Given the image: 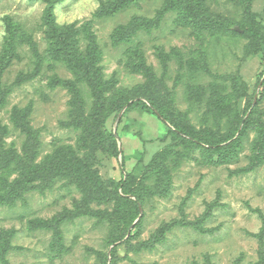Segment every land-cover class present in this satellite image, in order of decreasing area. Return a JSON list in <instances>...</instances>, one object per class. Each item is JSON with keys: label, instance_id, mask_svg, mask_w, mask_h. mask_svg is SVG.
Instances as JSON below:
<instances>
[{"label": "rangeland", "instance_id": "rangeland-1", "mask_svg": "<svg viewBox=\"0 0 264 264\" xmlns=\"http://www.w3.org/2000/svg\"><path fill=\"white\" fill-rule=\"evenodd\" d=\"M165 2L139 0L113 16L97 18L94 14L100 0H63L54 8L55 22L59 25L75 23L78 29L89 27L103 49V59L98 64L103 79H114L116 87L129 89L145 83L148 78L125 65V48L123 45L114 47L110 36L118 25H125L134 17L154 19ZM210 5L222 17L237 19L244 15L252 29L257 24L264 26V0H211ZM44 8L45 3L38 0H0V56L4 53L8 24L21 26L36 51L45 53L47 43L41 25ZM174 20V13L166 14L158 27L139 31L135 37L145 63L165 84L161 92L171 95L172 111H188L191 123L201 128L199 118L203 112L187 91L208 92L213 80H221L232 94L230 106L240 116L251 98L253 105L258 101V111L264 112V88L257 85L259 75L262 72L264 75V43L259 44L258 51L245 56L244 47L253 41L252 37L216 38L206 32L200 34L192 28L177 26ZM79 46L83 49L84 43L80 41ZM31 49L29 44H22L20 57H13L0 74L1 89L12 88L0 105V128L7 131L3 135V146L21 154L26 138L14 127L12 114L16 108L36 133L34 143L41 149L40 158L62 145H71L77 150L82 127L63 124L72 119L71 94L59 86L51 87L55 75L72 80L73 75L62 63H44L36 69L31 64ZM204 60L207 72L194 76L195 82L191 81L186 70ZM193 96L198 98V95ZM84 99V113L88 117L93 101L90 97ZM205 105L202 103V110ZM210 119L209 125L214 122L213 116ZM218 123L222 129L224 117ZM164 124L158 116L138 108L126 113L122 109L117 117L110 116L105 122V128L115 135L123 153L124 168L134 175L136 184L141 182L145 166L174 142L167 133L168 125ZM254 135L250 130L242 136L236 157L225 163H218L217 156L207 160L201 149H191L187 157L183 156L173 165L170 189L165 196L144 195L140 230L126 243L130 233L121 243H109L118 222L114 215L115 202L92 203L89 208L99 216H79L64 224L63 248L54 250L52 231L34 229L33 222L53 219L64 209H86L80 193L63 182L53 188H37L25 193L13 206H0V240L7 241V245L0 242L3 244L0 245V264H103V258L105 264H264V166L246 169L256 151ZM80 150L90 151L87 146ZM177 150L183 151V145L178 144ZM91 158L100 181L111 189V182L120 180L124 173L121 156H109L96 150ZM4 173L5 170H0V174ZM7 174L9 180L16 177L15 173ZM169 224H173V228L162 233L163 226ZM150 240L155 242L152 249L138 248L142 242ZM5 248L7 253H3Z\"/></svg>", "mask_w": 264, "mask_h": 264}, {"label": "trees", "instance_id": "trees-1", "mask_svg": "<svg viewBox=\"0 0 264 264\" xmlns=\"http://www.w3.org/2000/svg\"><path fill=\"white\" fill-rule=\"evenodd\" d=\"M38 1L45 3L41 20L47 43L45 53L39 54L36 51L29 35L21 26L14 27L8 22L3 41L4 53L0 56V74L13 57H20L19 48L24 43L32 46L31 64L36 69H40L44 63L64 64L72 73L73 80L55 75L52 78L51 87L59 86L71 94L69 104L72 109V119L71 122L63 124L73 125L76 128L82 127L77 141L79 149L75 150L71 145H62L40 158L41 149L38 144L34 143L36 133L32 131L20 110L14 108L12 114L14 127L20 129L19 131L24 133L26 139L22 144L21 154L18 155L15 150L6 149L3 146V135H6L7 131L4 130L6 128H0V170H5L4 175L0 174V206H13L17 199H23L25 193L37 188L41 190L46 187L53 188L59 182H63L68 188L74 187L80 193V200L86 209L78 207L75 211L64 209L53 219H38L33 222L34 229L52 231L51 247L54 250L59 251L63 248L62 226L64 224L79 216H99L95 210L89 208L88 205L92 203L102 205L115 202L116 204L114 215L118 222L117 228H114L111 234L112 239H109L110 244L121 243L128 233L130 234L125 243L136 237L142 222V216L139 215L141 208L145 205L144 195L165 196L170 189V174L175 168L173 165H176V162H179L183 156L187 157L191 149H201L206 153L207 160L217 156L218 163H225L236 157L238 140L248 131L253 130L255 133L253 143L256 151L252 157V163L246 169L255 170L264 166V118L262 117L264 112L258 111V101L256 105H253L251 98L240 116L230 106L229 98L232 94L227 92L221 80H213L208 92L198 89L197 93L192 94L187 91L188 96L193 98V103L199 107L197 109L203 112L199 118L201 128L198 129L191 123L188 111L186 113L172 111L171 95L161 92L165 85L164 82L158 79L152 72L151 66L145 63L139 43L135 44V37L139 31H150L158 27L164 15L174 13L177 26L192 28L200 34L206 32L216 38H222V36L252 37L253 41L244 47L245 56H248L258 51L260 43H264V26L257 24L254 29L250 28V22L243 17L244 15L237 19L222 17L212 10L211 0H166L164 8L154 19L134 17L127 24L118 25L115 33L110 36L114 47L123 45L125 48L123 51L125 65L132 72H141L148 78L143 84L122 89L116 87L114 79H103L100 65H98L103 59V49L89 27L78 29L75 23L59 25L55 22L54 8L63 0ZM138 1L100 0V6L94 16L97 18L113 16ZM80 41L84 43L83 49L79 46ZM205 72H207L206 60L204 63L203 61L196 62L193 68H189L185 73L190 76L191 81H194V76ZM19 73L23 74V71ZM258 79L257 85L260 84L264 88L263 72ZM11 90V87L6 90L0 87V105L5 102ZM193 95H198V98L195 99ZM87 97L93 101L88 117L84 113L86 104L84 98ZM202 103L206 104L204 110H202ZM192 107L191 102L190 109ZM132 108L158 116V119L168 125L167 133L174 141L157 153L155 159L145 166L141 182L137 184L134 175L126 172L124 168L123 153L118 148L115 135L105 128V122L110 116L115 118L122 109L126 113ZM247 110H250L249 114L246 113ZM210 116L214 118L211 125H209ZM222 117L225 123L221 129L218 122ZM236 134L238 138L235 139ZM178 144L183 145V151L178 152ZM86 146L90 151L82 152L80 148L85 149ZM96 150L109 156L120 155L122 158L121 169L124 173L120 180L111 182V189L100 181L96 171L92 168L91 157L93 151ZM7 173L10 175L15 173L16 177L9 180ZM144 181L147 182L144 183ZM75 202L78 204V201ZM173 226V224L165 225L161 232L169 231ZM130 227H132L131 231ZM153 240L142 242L138 248L152 249L155 243ZM1 241L7 245V241ZM6 249L3 253H7ZM113 254L114 251L111 252V255ZM102 263L105 264V258Z\"/></svg>", "mask_w": 264, "mask_h": 264}, {"label": "water", "instance_id": "water-1", "mask_svg": "<svg viewBox=\"0 0 264 264\" xmlns=\"http://www.w3.org/2000/svg\"><path fill=\"white\" fill-rule=\"evenodd\" d=\"M236 30H239L237 27H235Z\"/></svg>", "mask_w": 264, "mask_h": 264}]
</instances>
